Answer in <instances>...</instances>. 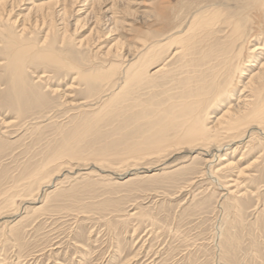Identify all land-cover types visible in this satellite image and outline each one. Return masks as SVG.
Wrapping results in <instances>:
<instances>
[{"label": "bare ground", "instance_id": "bare-ground-1", "mask_svg": "<svg viewBox=\"0 0 264 264\" xmlns=\"http://www.w3.org/2000/svg\"><path fill=\"white\" fill-rule=\"evenodd\" d=\"M119 1H124L123 9ZM145 1L0 0V108L20 118L30 113L45 116L60 98L64 110L89 112V120L84 121V127L81 125L82 132L71 133L69 141L52 153L50 160L62 157H68V161L82 160L84 149L72 150V140L101 135L83 133V129L86 132L109 114L117 116V112L128 115L126 120L131 124V119L135 120V126L130 130L126 129L128 125L120 126L114 131L119 134L126 131L122 133L127 136L126 146L121 150L112 144L105 152L92 153L101 163L110 162L111 158L148 160L182 148L200 155L206 150L205 155H210L214 145L212 155L220 159L222 148L228 150L237 145L234 152L240 145L249 151L257 144L263 148L264 0ZM106 2H111L107 9L111 14L108 31H103L99 25L104 17L97 8ZM83 12L87 13L86 17L93 14L95 25L86 37L76 40L64 21L68 23L72 13ZM132 15L140 19L139 25L129 21ZM77 22L80 24V19ZM61 23L64 25L59 27ZM122 30L128 37L114 36ZM30 72L37 75L33 78ZM47 72L65 73L72 81L62 93L60 85H49L52 76ZM158 80L176 81V87L166 97L141 101L139 93L143 88L157 85ZM76 94L84 97L78 98ZM139 103L156 107L129 114L128 110ZM150 112L152 117L148 116ZM80 141L74 139L76 144ZM56 163L61 165L63 161ZM204 163L207 172L213 174L214 183L223 191L221 198L231 199L225 206L241 208L243 199L247 201L253 190H243L240 180L254 179L250 170L253 166L255 182L264 177V148L250 167L228 160L225 164L219 162L213 170L212 159H204ZM232 169L237 170L234 178L220 183V173ZM42 170L39 175L44 183L52 176L47 167ZM58 179L54 174L44 186ZM37 180L38 177L31 185L37 184L36 188L27 187L30 191L27 196L33 197L43 189ZM259 188L260 185L257 191ZM257 191L256 197L261 196ZM9 201L6 213L8 206L13 205ZM13 210V215L19 217V211ZM133 215L136 213L128 216ZM2 222L0 227L5 231H12L21 223L20 220ZM224 237L221 243L224 255L235 259L236 237L231 233Z\"/></svg>", "mask_w": 264, "mask_h": 264}, {"label": "rangeland", "instance_id": "rangeland-1", "mask_svg": "<svg viewBox=\"0 0 264 264\" xmlns=\"http://www.w3.org/2000/svg\"><path fill=\"white\" fill-rule=\"evenodd\" d=\"M118 5L123 9L125 3L119 1ZM110 6L111 2H106L102 8H97V12L104 17L99 25L103 31H108V16L111 12L107 9ZM86 14L72 13L67 18L70 23L64 21L69 34L73 33L78 40L86 37L95 25L93 14L91 17H86ZM78 19L80 24L77 25ZM137 19L132 15L129 21L139 25L137 21L140 19ZM64 24L61 23L59 27ZM126 34L122 30L114 36ZM30 73L33 78L37 75ZM47 73L52 76L49 85H60L62 93L72 81L65 73ZM175 82L158 80L157 85L143 88L139 93L141 101L166 97L176 87ZM45 84L42 83L43 86ZM77 97L83 98L84 95ZM60 101V98L55 101L53 110L47 113L49 116L30 113L20 118L15 113H9L6 108H0V130L4 131L0 133L1 222H21L12 231L6 230L7 234L0 227V262L264 264V177L255 182V166L250 168L254 179L245 177L248 179L245 180L242 177L241 187L243 190H253V195L247 197V201L243 199V211L240 212L241 208L225 206L231 199L221 198L223 191L214 183L213 174L207 172L204 163V159H212L213 170L217 169L219 162L225 164L228 160L239 162L241 167H250V163L264 147L257 144L256 148L254 146L251 151H247L245 145H240L237 152L233 150L237 145L228 150L222 148V151L219 150L223 154L222 159L212 155L215 154L212 152L214 145L210 155H205L208 154L206 150L202 152L204 155H200L197 151L182 148L168 156H148L151 157L148 160L117 161L109 156L110 162L101 163L95 160L92 153L105 152L112 144L121 150L126 146L127 136L122 134L126 131H120L121 134L114 131L120 126L128 125V130L135 126V120L131 119V124L126 120L128 115L117 112V116L109 114L90 130L84 132L83 129V133H101L103 137L99 134L76 137L74 139H81L78 144L72 140V150L84 149L82 160L68 161V157L50 160L51 154L62 149L67 139L69 141L70 134L81 133V125L84 127V121L89 120V112L79 114L64 110ZM134 105L132 110H128L129 114L151 111L156 107L149 103ZM148 116L152 117L153 113L150 112ZM244 151L246 154L242 155ZM61 160L63 164L56 163ZM46 167L51 171L50 176H59L58 180L49 185L51 187L44 185L52 177L42 183L43 177L39 175ZM236 172L232 169L220 173V183L234 178ZM37 177V182L45 192L42 189L33 197L27 196L30 192L27 187ZM34 186L36 188L38 185ZM256 191L261 192V196L256 197ZM8 201L13 205L8 206L9 213H6L4 210ZM13 209L19 211V217L13 215ZM130 213L136 215L128 216ZM217 232L224 234L220 237ZM227 233L233 234L237 240L235 259L226 257L223 252L221 243Z\"/></svg>", "mask_w": 264, "mask_h": 264}]
</instances>
